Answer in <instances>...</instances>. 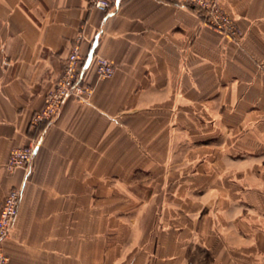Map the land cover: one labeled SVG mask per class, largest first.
<instances>
[{"label":"crops","instance_id":"1","mask_svg":"<svg viewBox=\"0 0 264 264\" xmlns=\"http://www.w3.org/2000/svg\"><path fill=\"white\" fill-rule=\"evenodd\" d=\"M217 1L238 42L182 0H0V210L40 140L9 264H264V0ZM79 41L115 73L43 134Z\"/></svg>","mask_w":264,"mask_h":264},{"label":"built area","instance_id":"2","mask_svg":"<svg viewBox=\"0 0 264 264\" xmlns=\"http://www.w3.org/2000/svg\"><path fill=\"white\" fill-rule=\"evenodd\" d=\"M89 3L93 9L104 15H108L112 6L111 0H89ZM182 5L201 15L204 24L221 34L226 40L238 42L241 39L242 32L236 20L220 6L217 0H182ZM92 63L96 65L99 78L108 79L115 73L113 63L95 55L93 48L84 55L81 52L79 41L73 46L66 60L63 77L58 81L54 90L48 94L45 107L33 117V125L44 124L41 133L45 134L67 101L83 99L93 93V89L84 82V73ZM39 145L40 140L35 141L29 147L14 148L10 153L7 165L9 170L21 169L27 173V176L18 187L7 193L0 210V264H9V257L4 253L3 244L10 238L17 221L28 173Z\"/></svg>","mask_w":264,"mask_h":264}]
</instances>
